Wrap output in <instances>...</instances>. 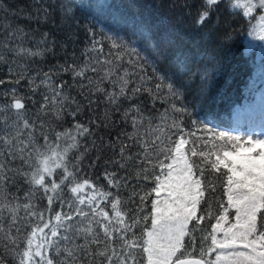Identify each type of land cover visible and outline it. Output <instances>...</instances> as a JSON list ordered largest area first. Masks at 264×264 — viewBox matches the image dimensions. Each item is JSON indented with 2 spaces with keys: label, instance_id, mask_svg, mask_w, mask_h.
<instances>
[{
  "label": "snow or ice",
  "instance_id": "snow-or-ice-1",
  "mask_svg": "<svg viewBox=\"0 0 264 264\" xmlns=\"http://www.w3.org/2000/svg\"><path fill=\"white\" fill-rule=\"evenodd\" d=\"M220 2L204 0L196 23ZM80 6L110 20L109 50L89 28L83 63L68 51L74 33L41 31L58 27L57 8L63 22ZM227 7L264 40V0ZM117 11L111 0H0V264H264V131L192 119L176 83L186 58ZM57 45L66 58L44 71L37 60ZM64 74L71 83L56 82ZM102 159L114 192L90 174Z\"/></svg>",
  "mask_w": 264,
  "mask_h": 264
},
{
  "label": "trees",
  "instance_id": "trees-1",
  "mask_svg": "<svg viewBox=\"0 0 264 264\" xmlns=\"http://www.w3.org/2000/svg\"><path fill=\"white\" fill-rule=\"evenodd\" d=\"M61 2L65 0H48V3L56 5ZM111 2L114 9L118 10L116 15L122 13L127 18H136L150 25L154 39L168 50L170 57L183 54L186 58L190 70L178 76L176 83L183 92L184 102L194 113L192 119L198 122L212 119L215 126L220 127L221 130L237 133L264 131V106L259 105L257 111L251 115L247 110L237 116L234 115L239 107L257 102L255 99L261 91H264V56L259 54L260 44L247 34L249 25L245 18L240 12L235 15L229 13L228 0H221L214 6L215 10L203 25H198L196 21L200 12L207 10L204 0H111ZM3 3L10 4L13 0H3ZM76 3L90 5L95 3V0H76ZM53 15L58 27L54 28L49 24L43 26L41 31H50L57 40H62L63 35L69 31L74 33L75 43L69 46L68 51L75 52L78 63L84 62L85 56L82 53L91 43L89 28L96 32L98 39L104 38L105 53L109 50V41L105 38L110 24L107 17L94 19L93 9L84 6L75 7L72 14L63 22L58 8ZM128 31L129 28H124L120 34L127 38ZM229 32L232 38L225 40ZM141 54H146L142 47ZM88 55L96 54L88 53ZM65 58L66 54L57 45L54 55L48 54L43 62L37 60V64L47 71L57 62L63 63ZM161 68L174 70L167 61L161 65ZM148 72L151 74V68H148ZM6 73V67L0 69V79H4ZM89 75L93 74L89 73ZM60 79L72 82L70 74L57 78L56 82L59 83ZM21 92L28 94L25 87L21 88ZM72 95H76L75 89H72ZM157 108L162 110L163 106L158 103ZM65 126H71V119ZM185 127L190 131L195 130L187 117H185ZM127 130L131 131V128ZM110 155V153L105 154L106 158ZM103 165L102 159L90 174L94 181L99 178L96 182L103 186L105 191L114 192V189L108 188L103 178L105 171ZM216 185L217 198L220 201L225 200L220 181H216ZM150 186L146 185L145 189ZM120 194L127 196V192L123 190ZM43 203L46 204V201ZM205 227H210L207 221Z\"/></svg>",
  "mask_w": 264,
  "mask_h": 264
},
{
  "label": "rangeland",
  "instance_id": "rangeland-1",
  "mask_svg": "<svg viewBox=\"0 0 264 264\" xmlns=\"http://www.w3.org/2000/svg\"><path fill=\"white\" fill-rule=\"evenodd\" d=\"M253 37V36H252ZM253 40L254 41H256V43L258 44H260L259 45V51H260V55L262 54L263 56H264V40H259V39H256V38H254L253 37ZM260 58H261V56H260ZM258 103H260V104H257V102H255V103H251V104H247L245 107H239L235 112H234V115L235 116H237L240 112H243V111H245L246 112V110L249 112L248 114L249 115H251L252 113H254V112H256L257 111V107L259 106V105H261V106H264V91L262 92H260V95L255 99ZM247 106H248V108H247ZM240 109V110H239Z\"/></svg>",
  "mask_w": 264,
  "mask_h": 264
}]
</instances>
